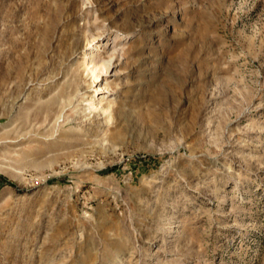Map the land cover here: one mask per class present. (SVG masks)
Segmentation results:
<instances>
[{"label": "rangeland", "instance_id": "374dc122", "mask_svg": "<svg viewBox=\"0 0 264 264\" xmlns=\"http://www.w3.org/2000/svg\"><path fill=\"white\" fill-rule=\"evenodd\" d=\"M0 264H264V0H0Z\"/></svg>", "mask_w": 264, "mask_h": 264}, {"label": "bare ground", "instance_id": "6f19581e", "mask_svg": "<svg viewBox=\"0 0 264 264\" xmlns=\"http://www.w3.org/2000/svg\"><path fill=\"white\" fill-rule=\"evenodd\" d=\"M76 42H77V40H76ZM77 49H78V47H77ZM75 50H76V48H75ZM73 54H76V53H73ZM98 56H100V55H98ZM96 57H97V55H95L94 52H87V55H85V57H83V59H82V60H84L82 62L84 63L86 72L92 79V83L98 82L99 77H100V70L106 69L104 60H100V58L97 59ZM94 98H95V96H94ZM94 98L90 97L88 100V107L92 110L96 109L99 106V104H102L101 99L99 101H96ZM103 108L105 111L109 110V109H111V104L108 103L106 106H103Z\"/></svg>", "mask_w": 264, "mask_h": 264}]
</instances>
